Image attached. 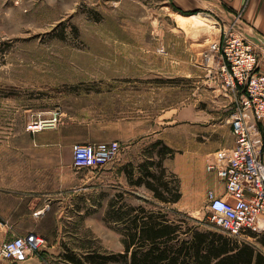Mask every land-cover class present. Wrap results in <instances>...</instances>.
<instances>
[{"label": "rangeland", "instance_id": "rangeland-1", "mask_svg": "<svg viewBox=\"0 0 264 264\" xmlns=\"http://www.w3.org/2000/svg\"><path fill=\"white\" fill-rule=\"evenodd\" d=\"M173 4L0 0V182L17 176L12 165L31 176L42 163L33 157L34 133L27 125L55 113L57 122L44 128L61 142L59 167L67 163L76 170L65 185L72 198L62 215L61 237L45 238L43 252L0 261L23 264L33 257L68 264L65 252H124L125 224L106 220L112 202L115 209L144 205L171 218L182 213L216 230L208 219L207 192L222 184L207 163L210 153L234 138L236 95L217 61L205 59L220 33L215 18L208 24L187 19L190 25L184 26L179 15H208L207 10L182 14ZM112 140L122 149L99 168L76 169L73 150L61 154L65 145ZM147 168L163 172L181 199L163 202L145 184H136ZM257 235L239 241L264 253V235Z\"/></svg>", "mask_w": 264, "mask_h": 264}, {"label": "built area", "instance_id": "built-area-1", "mask_svg": "<svg viewBox=\"0 0 264 264\" xmlns=\"http://www.w3.org/2000/svg\"><path fill=\"white\" fill-rule=\"evenodd\" d=\"M217 39L209 43L208 61H217L224 71L227 86L236 95L231 118L234 144L215 151L207 170L216 172L221 182L209 189L208 219L213 228L239 240L253 231L264 234V72L260 69L261 51L257 43L244 36L235 23L221 26ZM57 122V113L50 119L33 120L27 130L37 132ZM119 140L107 143L73 145V166L76 169L99 168L120 153ZM47 244L44 236L31 231L5 239L0 243V259H11L25 252H41Z\"/></svg>", "mask_w": 264, "mask_h": 264}, {"label": "crops", "instance_id": "crops-1", "mask_svg": "<svg viewBox=\"0 0 264 264\" xmlns=\"http://www.w3.org/2000/svg\"><path fill=\"white\" fill-rule=\"evenodd\" d=\"M172 2L177 12L182 14L186 11L197 13L202 9L207 10V14L215 18L219 29L223 24L227 26L235 23L244 36L255 41L260 47V69L264 72V0H172ZM260 125L264 138V118ZM33 133L35 140L33 157L36 161L42 158L43 161H40L42 163L34 165L31 176H24L25 172L21 166H16L18 169L16 170L12 165L11 172L13 174L17 171V176L11 177L10 181L0 182L1 241L31 231L45 238L61 237L62 215L72 198L67 195L65 185L70 181L67 179L75 177L73 175L76 170L67 163L59 167L61 142L55 141L51 130L44 128L38 133ZM233 144L234 138L225 142L222 147ZM66 146L63 147L62 155L66 150L67 155L72 151L70 146ZM215 151L210 153L211 158ZM78 213L83 215L84 211L78 210ZM248 237L254 238L251 235ZM30 259L23 264H43L36 259ZM0 264L8 263L2 260Z\"/></svg>", "mask_w": 264, "mask_h": 264}, {"label": "trees", "instance_id": "trees-1", "mask_svg": "<svg viewBox=\"0 0 264 264\" xmlns=\"http://www.w3.org/2000/svg\"><path fill=\"white\" fill-rule=\"evenodd\" d=\"M145 173L146 176L138 177L136 184H145L163 202L175 203L181 199L182 192L164 180L163 172L157 174L147 168ZM178 215L171 218L162 210L155 211L144 205L128 208L120 205L115 209L112 202L106 220L125 224L124 252L110 255L65 252L64 259L68 264H107L121 259L125 264H264V253L253 244L240 242L217 229L202 228L189 216ZM249 234L258 233L250 231Z\"/></svg>", "mask_w": 264, "mask_h": 264}, {"label": "bare ground", "instance_id": "bare-ground-1", "mask_svg": "<svg viewBox=\"0 0 264 264\" xmlns=\"http://www.w3.org/2000/svg\"><path fill=\"white\" fill-rule=\"evenodd\" d=\"M173 10V9H172ZM175 14V12H173ZM179 17V20L180 22H182L181 24L184 25V26H188L190 25L189 24V21L186 22L187 19H190V20H196V21H199V22H203L206 20V23L208 24V20H211L212 21V18L210 15H205V14H201V13H198V14H193L191 16H178ZM184 19V20H183ZM192 22V21H191ZM190 22V23H191ZM210 24V23H209Z\"/></svg>", "mask_w": 264, "mask_h": 264}]
</instances>
